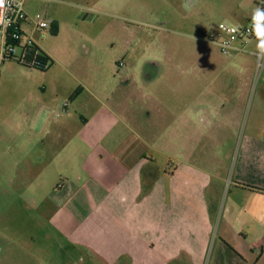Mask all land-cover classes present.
<instances>
[{
    "label": "crops",
    "instance_id": "obj_1",
    "mask_svg": "<svg viewBox=\"0 0 264 264\" xmlns=\"http://www.w3.org/2000/svg\"><path fill=\"white\" fill-rule=\"evenodd\" d=\"M118 1L74 7L78 16L85 10L107 15L115 7L136 20L139 10L148 5ZM247 1L256 5V0ZM40 3L26 0L24 8L33 17L41 15L36 12L43 9L41 16L46 20L50 17L52 27L59 24L56 33L51 27V32L59 35L61 8L57 7L63 4ZM241 3L246 5L244 0ZM248 18L250 15L243 12L237 22ZM31 26L29 22L21 24V43L33 39L52 59V67L56 63L53 53L27 33L25 27ZM1 38L0 34V51ZM200 40L205 42L203 36ZM250 48L246 52L252 57L241 62L235 82L217 86L200 82L208 72L203 53L195 52L198 66L186 67L184 74L195 75L197 81L172 82L168 100H154L155 115L167 119V124L163 128L162 123L153 122L151 157L143 148V117L135 107L121 103V115H109L99 108L88 119L79 113L78 119L75 97L84 87L66 103L61 119L60 126L72 132L71 139L64 144L61 130L50 142L49 114L59 100L51 104L17 96L10 104L12 90L3 87L5 61L16 60L5 59L0 64V264H49L42 249L34 250L32 243V229L49 216V202L55 205L49 219L53 231L72 252L64 255L61 264L81 261L83 254L93 264H264V163L252 159L264 153V72L261 81L252 84L257 42L252 41ZM237 54L242 53L230 55ZM133 86L141 88L139 83ZM210 91L216 100L208 99ZM92 97L100 99L94 91ZM248 101L251 110L243 152L236 164H226ZM90 106L81 109L87 111ZM204 135L210 137L216 152L212 157L199 155L194 161V138L204 147ZM83 145L96 152L101 148L90 166V177L80 184V174L50 186V154L57 161L65 157L68 148L74 163L73 156H78ZM161 154L164 161L157 157ZM84 183H90L88 191L83 189ZM27 219L31 222L28 228L19 224Z\"/></svg>",
    "mask_w": 264,
    "mask_h": 264
},
{
    "label": "rangeland",
    "instance_id": "obj_2",
    "mask_svg": "<svg viewBox=\"0 0 264 264\" xmlns=\"http://www.w3.org/2000/svg\"><path fill=\"white\" fill-rule=\"evenodd\" d=\"M39 1L40 4H63L57 7V10L61 8L59 35L51 32L50 17H47L49 27L34 28L33 24L30 28L25 27L28 34L36 36L44 50L53 53L56 63L49 69L41 70L7 60L3 87H10L12 90L9 93L10 104H13L12 100L17 96L24 97L27 101H46L51 104L59 100V105L53 107L49 114L50 142L56 140L57 133L61 130L64 144L71 139L69 134L72 132L60 126L61 119L66 114L68 107L66 103H71L73 101L71 97L77 95L79 93L77 91L80 89L82 91L84 87L83 92L80 91L81 93L75 97L77 110L74 113L78 119L80 120L79 113L88 119L92 113L96 115L99 108H102L103 113L108 111L109 115H116V112L121 115L124 109L121 103L135 107L143 117L145 130L143 148L151 157L153 122L162 123L163 128L164 124H167V119H162L159 114L155 115L154 100L158 97L161 101H167L168 85L172 82L197 81L195 75L184 74L186 67L198 66L194 60L195 52L203 53V66L208 72L203 75L200 82L215 86L220 83L235 82L237 79L235 71L239 69L241 62L247 63V58L252 57L246 51L239 52L242 54L237 56H228L220 52L215 45L200 40L205 34L214 32L220 22L241 23L237 22L239 21L237 16L243 12L253 17L257 6L252 2V4L248 3L247 0H244L246 5L242 4L241 0H133L137 1L136 4H148L139 10L136 20H130L123 9L115 7L107 12V15L97 10H85L82 12L83 15L78 16L79 10L75 9L76 4H119L118 0ZM131 1L128 0L127 4H133ZM87 12L89 16H86ZM36 13L45 14L43 9H39ZM86 17H88L87 20ZM94 18H96L95 21H93ZM122 61L124 64L120 65ZM172 71L175 75L171 74ZM263 72L264 69L258 77L254 73L251 79L252 84L261 81ZM127 80L129 81L126 82ZM137 83L141 88L133 86ZM17 85L20 87L13 91ZM92 91L97 94L99 100L92 97ZM212 94L213 92L210 91L208 98L210 101L217 99L211 96ZM87 104L91 105L89 110H82L81 106ZM250 110L251 105L248 101L241 116L240 134L234 138L232 154H229L228 158L225 157L226 164H236L237 157L243 152ZM156 117L159 120H156ZM82 126L80 125L78 130ZM204 137L203 141L206 142L204 147H201L200 140L194 138L192 157L194 161L199 155L212 157L216 152V147L210 143V137L206 135ZM58 141L60 143L61 140L58 139ZM98 148L96 152L89 146L84 148L83 145L78 156H73L74 163L68 154V148H66L65 157L57 161L54 160V155L50 154L48 166L50 186L80 174L83 177L79 183L82 184V181L87 180L93 173L91 167L101 152V148ZM228 150L226 149V154ZM259 150L260 145L257 144L256 151ZM157 157L162 161L165 159L163 154ZM252 159L264 163V153L259 156L256 154ZM90 188V183L83 184L84 190L88 191ZM46 206L50 212L49 216L43 218L39 226L32 229L33 248L37 251L40 247L41 253L46 255L49 264H59L64 259V255L72 254V252L66 249L63 238L53 231L49 222L55 205L49 202ZM30 223L29 219L25 223L23 220L19 221L21 226H27L25 228H28ZM74 264H93V261L83 254L81 261L75 260Z\"/></svg>",
    "mask_w": 264,
    "mask_h": 264
},
{
    "label": "built area",
    "instance_id": "obj_3",
    "mask_svg": "<svg viewBox=\"0 0 264 264\" xmlns=\"http://www.w3.org/2000/svg\"><path fill=\"white\" fill-rule=\"evenodd\" d=\"M25 1L0 0V34L2 37L0 64L7 58H13L20 64L31 67L47 66L49 62L43 63L39 57V46L33 39L29 38L25 43H21L24 36L21 29L23 22L33 24L34 28L49 27L48 21L43 16L28 15L24 8ZM256 6L257 9L264 11V0H256ZM253 17L241 23L220 22L215 31L205 34L203 39L215 45L225 55L251 51V42L256 41L257 49L252 52L256 56L255 75L258 77L264 68V52H261L258 47V45H264V20L261 21L260 29L257 30ZM34 44L37 47L32 49ZM122 64H124L123 61L120 62V65Z\"/></svg>",
    "mask_w": 264,
    "mask_h": 264
},
{
    "label": "trees",
    "instance_id": "obj_4",
    "mask_svg": "<svg viewBox=\"0 0 264 264\" xmlns=\"http://www.w3.org/2000/svg\"><path fill=\"white\" fill-rule=\"evenodd\" d=\"M56 31H57V26L54 24V26L52 27V32L53 33H56ZM35 47H37L36 44H34L32 46V49L35 48ZM38 49L40 50L39 57L42 59L43 63H45V62H49V63L47 64V66L41 65V66H37L35 68H38V69H41V70H46V69H48L52 65V59L41 48L38 47ZM24 65L25 66H28L26 64H24ZM29 67H31V66H29Z\"/></svg>",
    "mask_w": 264,
    "mask_h": 264
},
{
    "label": "clouds",
    "instance_id": "obj_5",
    "mask_svg": "<svg viewBox=\"0 0 264 264\" xmlns=\"http://www.w3.org/2000/svg\"><path fill=\"white\" fill-rule=\"evenodd\" d=\"M253 20L255 22L257 30H259L260 26H261V21L264 20V11L257 9V11L253 17ZM258 47H259L261 52H264V45H258Z\"/></svg>",
    "mask_w": 264,
    "mask_h": 264
}]
</instances>
